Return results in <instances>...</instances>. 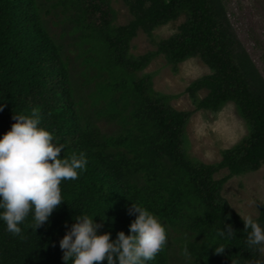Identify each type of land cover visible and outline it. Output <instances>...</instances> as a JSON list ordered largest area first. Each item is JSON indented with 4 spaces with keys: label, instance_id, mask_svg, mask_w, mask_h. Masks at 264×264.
Returning a JSON list of instances; mask_svg holds the SVG:
<instances>
[{
    "label": "trees",
    "instance_id": "trees-1",
    "mask_svg": "<svg viewBox=\"0 0 264 264\" xmlns=\"http://www.w3.org/2000/svg\"><path fill=\"white\" fill-rule=\"evenodd\" d=\"M111 1L58 0L86 33L96 62L111 74L110 82L98 86V99L119 113V103L132 105L128 132L102 141L96 127L82 122L70 70L44 26L37 0H0V138L15 123V114L35 109L41 126L65 145L61 158L83 152L88 160L78 180L62 182L66 202L48 224L34 231L29 216L22 235L14 236L0 221V264H64L59 241L81 212L96 216L102 225L98 234L128 235L136 218L129 215L133 202L200 237L185 241L182 251L201 264H264L261 247L248 246L244 219L222 196L231 177L264 166V77L237 37L224 0H122L131 18L120 25H113ZM181 15L185 19L176 32L156 41L155 49L129 54L139 31L151 36L153 29ZM159 56L174 66L197 56L209 67V74L186 87L195 110L216 112L227 102L238 108L247 135L223 150L220 161L203 163L184 150L193 111L173 108L171 95L153 88V74L141 73ZM202 90L207 93L198 98ZM111 145L124 147L132 157L110 152ZM163 159L170 163L165 174L156 172ZM133 168L144 173L145 185L131 180ZM222 170L227 174L217 178ZM254 219L264 226V203ZM224 225L236 235L219 237ZM220 247L224 251L216 253ZM147 264H170L167 245Z\"/></svg>",
    "mask_w": 264,
    "mask_h": 264
},
{
    "label": "rangeland",
    "instance_id": "rangeland-1",
    "mask_svg": "<svg viewBox=\"0 0 264 264\" xmlns=\"http://www.w3.org/2000/svg\"><path fill=\"white\" fill-rule=\"evenodd\" d=\"M228 18L232 27L264 77V0H224ZM41 19L54 42L59 46L73 81L74 96L82 122L96 127L102 141L125 135L131 127L126 119L132 105L118 104L122 112L109 108L107 101L98 99V86L110 82L109 72L96 62V52L90 41L85 39L84 31L72 19V12L63 8L58 0H37ZM111 7L115 18L113 25L125 24L131 18L128 8L122 0H112ZM185 19L184 15L176 20L153 29L151 36L139 31L131 41L129 54L138 56L155 49V42L169 37ZM141 73L153 74V88L171 95L173 108L193 111L185 128L183 148L186 153L203 163L220 161L222 151L232 147L247 135V126L233 102H227L216 111L195 110V104L186 92V87L195 79L209 74V67L197 56L172 65L163 56L153 59ZM140 75V73H139ZM207 91L198 92V98ZM125 116V117H124ZM110 152L125 153L121 146H109ZM127 152V153H126ZM170 163L161 160L156 172L165 174ZM227 174L220 171L216 177ZM131 180L145 185L144 173L133 168ZM222 196L229 206L243 219L255 218L259 205L264 203V166L256 171L231 177L224 185ZM161 220V219H160ZM168 229L167 248L170 264H201L182 247L185 241L199 240L192 232L172 227L161 220ZM264 255V247H261Z\"/></svg>",
    "mask_w": 264,
    "mask_h": 264
},
{
    "label": "clouds",
    "instance_id": "clouds-1",
    "mask_svg": "<svg viewBox=\"0 0 264 264\" xmlns=\"http://www.w3.org/2000/svg\"><path fill=\"white\" fill-rule=\"evenodd\" d=\"M13 119L11 129L0 138V221L8 233L21 236V225L29 216L34 231L49 223L52 213L66 202L62 182L78 180L88 160L83 152L61 158L65 145L55 142L54 135L41 126L37 110L17 113ZM134 214L129 234L120 231L111 239L110 232L98 234L102 225L95 222L96 216L81 212L59 241L64 264H101L105 260L107 264H147L154 260L167 243L166 227L149 209L133 202L129 215ZM244 225L248 246L264 247V226L251 216L244 219ZM217 235L229 239L236 232L224 225Z\"/></svg>",
    "mask_w": 264,
    "mask_h": 264
}]
</instances>
